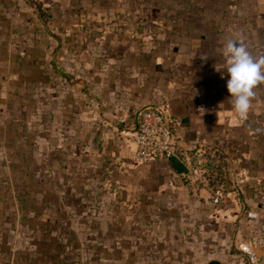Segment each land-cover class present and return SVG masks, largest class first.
I'll list each match as a JSON object with an SVG mask.
<instances>
[{"label": "crops", "instance_id": "0c3cea01", "mask_svg": "<svg viewBox=\"0 0 264 264\" xmlns=\"http://www.w3.org/2000/svg\"><path fill=\"white\" fill-rule=\"evenodd\" d=\"M38 1L50 29L26 0H0L3 264H54L73 190L88 187L126 237L162 224L174 238L132 240L120 264H264V85L241 120L221 51L239 38L264 55V0ZM156 104L178 146L222 161V184L136 159L140 113Z\"/></svg>", "mask_w": 264, "mask_h": 264}, {"label": "rangeland", "instance_id": "374dc122", "mask_svg": "<svg viewBox=\"0 0 264 264\" xmlns=\"http://www.w3.org/2000/svg\"><path fill=\"white\" fill-rule=\"evenodd\" d=\"M36 14L38 16V13ZM207 166L210 172L204 174L210 182L222 184L226 180L216 171L221 169L222 161L216 163L208 157ZM102 193L101 190L93 187L73 190V204L69 206L70 214L58 229L59 246L52 259L54 264H120L121 260H128L130 255L121 252V248L129 247L132 240L135 241L134 245L140 246H148L156 239L163 245L172 243L174 238L169 236V231L165 230L167 226L162 227V224L157 235L149 236L146 232L148 228L145 227L139 237H126L124 228L116 224ZM160 218L162 219V216ZM163 219L165 220V217ZM145 220L153 221L152 218ZM203 238L205 241V236ZM159 257L162 258V255ZM174 257L177 259L179 255L175 254ZM206 259L207 255L204 253V264Z\"/></svg>", "mask_w": 264, "mask_h": 264}, {"label": "built area", "instance_id": "2783aa9c", "mask_svg": "<svg viewBox=\"0 0 264 264\" xmlns=\"http://www.w3.org/2000/svg\"><path fill=\"white\" fill-rule=\"evenodd\" d=\"M174 119L166 104L152 105L146 107L140 113V122L134 135L137 144L136 159L139 162H151L155 159H170L172 156L180 158L187 166L189 172L195 178L203 179L210 184L206 178L205 172H210L207 166L208 157H205L206 151L201 148H182L177 145ZM215 175L216 172H213ZM222 193L214 198V202H219ZM247 216L254 217L256 213L248 211ZM253 262L258 260V256L249 248L243 249ZM0 264L2 262V253L0 250Z\"/></svg>", "mask_w": 264, "mask_h": 264}, {"label": "clouds", "instance_id": "9594fccd", "mask_svg": "<svg viewBox=\"0 0 264 264\" xmlns=\"http://www.w3.org/2000/svg\"><path fill=\"white\" fill-rule=\"evenodd\" d=\"M222 55L229 74L227 90L231 94L232 106L241 120L248 116L255 89L264 85V55L255 57L243 40L228 38L223 42ZM207 59V55H202Z\"/></svg>", "mask_w": 264, "mask_h": 264}, {"label": "trees", "instance_id": "16d2710c", "mask_svg": "<svg viewBox=\"0 0 264 264\" xmlns=\"http://www.w3.org/2000/svg\"><path fill=\"white\" fill-rule=\"evenodd\" d=\"M28 3H31L37 13H38V17L40 19V21H42V23H44V25L46 27H48L50 29V17H51V14L49 13V10L45 7H43V5L38 1V0H26Z\"/></svg>", "mask_w": 264, "mask_h": 264}, {"label": "water", "instance_id": "95a60500", "mask_svg": "<svg viewBox=\"0 0 264 264\" xmlns=\"http://www.w3.org/2000/svg\"><path fill=\"white\" fill-rule=\"evenodd\" d=\"M170 160L179 173H188L189 172L185 163L180 158H178L177 156H172L170 158ZM209 264H222V263L218 260H212L209 262Z\"/></svg>", "mask_w": 264, "mask_h": 264}]
</instances>
